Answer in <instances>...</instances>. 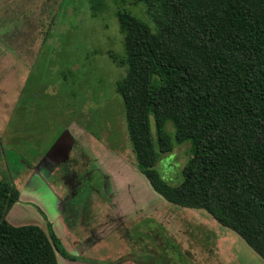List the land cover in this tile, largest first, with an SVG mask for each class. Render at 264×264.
<instances>
[{
	"label": "rangeland",
	"instance_id": "rangeland-1",
	"mask_svg": "<svg viewBox=\"0 0 264 264\" xmlns=\"http://www.w3.org/2000/svg\"><path fill=\"white\" fill-rule=\"evenodd\" d=\"M89 2L0 0V181L13 177L21 204L30 203V213L11 209L6 219L13 226L45 228L38 207L55 221L67 187L57 180L62 170L49 172L44 156L69 130L76 145L70 159L78 167L89 162L90 170L105 176L98 181L91 170L88 187L111 195L107 223L122 220L129 232L123 241L112 235L107 245L115 256L126 253L118 262L137 263L152 254L162 264H264L237 234L201 209L169 204L137 171L115 90L125 76L116 8L104 0L106 10L93 15ZM139 10L129 9L135 15ZM166 131L173 138L171 123ZM189 155L187 145L176 146L161 156L156 171L176 186ZM55 227L61 229L59 222Z\"/></svg>",
	"mask_w": 264,
	"mask_h": 264
},
{
	"label": "trees",
	"instance_id": "trees-1",
	"mask_svg": "<svg viewBox=\"0 0 264 264\" xmlns=\"http://www.w3.org/2000/svg\"><path fill=\"white\" fill-rule=\"evenodd\" d=\"M89 3L93 15L107 7ZM113 5L125 67L115 90L137 171L166 202L205 211L264 259V0ZM184 144L190 157L170 185L156 166ZM18 197L12 179L0 181V264H58L55 252L66 254L49 224L6 220Z\"/></svg>",
	"mask_w": 264,
	"mask_h": 264
},
{
	"label": "flooded vegetation",
	"instance_id": "flooded-vegetation-1",
	"mask_svg": "<svg viewBox=\"0 0 264 264\" xmlns=\"http://www.w3.org/2000/svg\"><path fill=\"white\" fill-rule=\"evenodd\" d=\"M75 147L74 144L67 161L48 167L52 174L54 173L53 170H62V176L59 179L56 178L67 187V192H63L64 199L62 202L59 201L60 198L58 197L57 206L60 210L59 215L55 217V222H59L60 228L67 234L70 248V251L65 249L60 239L54 234L66 254V256H62L58 253L61 260L64 264H162L159 257L152 254L148 255L149 258L147 259L139 256L137 263L131 259L120 263L118 259L123 258L126 253L115 256L116 254L109 252L107 245L110 243L111 236H117L119 241H123L124 239L127 240L129 232L122 220L118 222L113 220L107 223V210H103L101 204L107 205V200L111 198V195L108 192H99L94 185L88 187V183L93 181L91 170L95 173V178L98 181H103L105 176L100 175L96 167L90 170L89 162L84 163L83 166L80 164L78 167L77 160L70 159V154ZM83 167H86L84 169L87 170L83 173L84 175L81 172ZM83 188H88V192H79ZM37 211L45 222L46 231L47 224L51 226L53 231L52 223L47 216L39 209Z\"/></svg>",
	"mask_w": 264,
	"mask_h": 264
},
{
	"label": "crops",
	"instance_id": "crops-1",
	"mask_svg": "<svg viewBox=\"0 0 264 264\" xmlns=\"http://www.w3.org/2000/svg\"><path fill=\"white\" fill-rule=\"evenodd\" d=\"M4 100H9V98H4ZM4 111L2 110V113H3ZM0 113H1V110H0ZM2 113H1V115H2ZM5 113V112H4ZM69 131V130H68ZM49 163V166H55L56 164H54L52 161L50 162H48ZM49 166H47L46 168H47V170H48V167ZM50 169V168H49ZM20 176H21V174H18V176H15L16 177V179L17 178H20ZM12 179V183L14 184V182H13V177L11 178ZM15 185V184H14ZM16 187V186H15ZM17 190H18V188H16ZM18 192H19V190H18ZM22 202H24V201H22V199H21V197H20V193H19V197H18V202H16L11 208H10V210L11 209H18V210H21V209H27L26 208V205H28V204H30L29 202H27L25 205H23V204H21ZM101 205H103L101 208L103 209V210H107V205L105 204V203H102ZM20 207H24V208H20ZM36 207V206H35ZM37 209H39L42 213H44L40 208H38V207H36ZM9 210V211H10ZM28 210V209H27ZM28 212H29V210H28ZM106 212V211H105ZM30 213V212H29ZM45 214V213H44ZM46 215V214H45ZM7 216V215H6ZM47 216V218H48V220L52 223V229H53V231H54V234L60 239V241H61V243H62V245L65 247V249H67V250H69L70 251V248H69V241H68V238H67V234L62 230V229H60V230H58L56 227H55V221H53V219H50L49 218V216L48 215H46ZM213 219V218H212ZM7 220V219H6ZM8 221V220H7ZM215 221V220H214ZM9 222V221H8ZM216 222V221H215ZM217 223V222H216ZM218 224V223H217ZM12 225V224H11ZM21 226H23V225H21ZM36 226V225H35ZM41 229H43L45 232H46V229L45 228H41ZM55 254H56V258H57V262H58V264H64V262L61 260V258L59 257V254H58V252L56 251L55 252ZM125 264V263H124ZM126 264H131V263H126Z\"/></svg>",
	"mask_w": 264,
	"mask_h": 264
},
{
	"label": "water",
	"instance_id": "water-1",
	"mask_svg": "<svg viewBox=\"0 0 264 264\" xmlns=\"http://www.w3.org/2000/svg\"><path fill=\"white\" fill-rule=\"evenodd\" d=\"M74 144L73 137L71 136L70 132L68 130H65L62 132V134L59 136L55 144L52 146L49 152L46 153L44 156V160L52 161L54 164L59 165L60 163L64 162L69 157V151L72 149V146ZM68 156L65 158L61 157L62 154H65Z\"/></svg>",
	"mask_w": 264,
	"mask_h": 264
}]
</instances>
